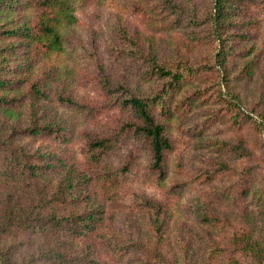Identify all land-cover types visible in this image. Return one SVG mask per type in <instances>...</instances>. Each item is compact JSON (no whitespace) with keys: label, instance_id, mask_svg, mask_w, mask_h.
<instances>
[{"label":"rangeland","instance_id":"rangeland-1","mask_svg":"<svg viewBox=\"0 0 264 264\" xmlns=\"http://www.w3.org/2000/svg\"><path fill=\"white\" fill-rule=\"evenodd\" d=\"M173 1L185 11L178 17L163 0H72L62 49L46 51L22 33L35 5L0 0V162L38 169L34 178H0L1 252L20 264L51 263L72 249L48 230L51 216L94 205L100 233L138 246L108 252L94 236L87 264H141L147 242L146 255L161 250L160 264H258L234 241L247 231L264 243V0H232L219 40L207 24H186L192 12L206 16L210 0ZM220 49L222 66L212 59ZM150 57L193 70L169 81L148 70ZM105 84L160 93L152 114L169 141L161 177L146 137L125 126L132 113ZM106 135L112 145L93 163L86 140ZM109 165L127 170L102 181ZM155 209L164 219L159 240ZM90 240L70 255L77 264H86L79 250Z\"/></svg>","mask_w":264,"mask_h":264},{"label":"trees","instance_id":"trees-1","mask_svg":"<svg viewBox=\"0 0 264 264\" xmlns=\"http://www.w3.org/2000/svg\"><path fill=\"white\" fill-rule=\"evenodd\" d=\"M36 9L35 18L32 21L27 22L23 25V36H25L31 42L40 43L46 51L53 50L59 51L62 49V35L61 28L64 25L70 24L74 21L75 15L73 13L72 0H30ZM167 5L169 11L173 17H178L184 11L183 7L175 3L173 0H163ZM234 4L232 0H210L209 9L206 16L197 17L193 12L188 14L186 24L191 27H197L198 25L207 24L212 34L213 39L219 40V34L217 32L219 27L222 25V18L226 14V9L229 4ZM213 60L222 66L224 62V56L222 49L214 52L212 57ZM148 64V70L156 73L160 78L168 79L169 81H177L183 76V72L192 71L193 67H184L178 63L168 64L160 58H146ZM196 69V68H195ZM194 69V71H195ZM2 80H0L1 83ZM107 92H117L118 103L129 109L132 113L133 121H125V126H134L135 130H139L147 140L148 149L150 152L149 165L153 170L158 171V176L163 175L162 170V159L163 152L169 147L168 137L164 133L163 125L157 121L152 114V106L155 104L156 99L159 98L160 93L153 95H137L128 91L124 86H116L115 88L105 84ZM33 92L41 93L39 88L31 84ZM264 133V130L261 129ZM113 140L109 136H97L87 138L86 150L88 151V157L92 159L93 163L99 162L100 152L105 151L112 145ZM7 160L6 164L3 160L0 162V178L5 180L4 182L14 179V176L20 177V179L34 178V175L38 174V169L33 163H26V161H19L13 159L11 162ZM105 173L101 175V180L106 181L109 176H118L127 170L126 165L111 167L103 166ZM26 176V177H23ZM93 204V203H92ZM96 206H99L98 204ZM149 206V205H148ZM149 208H151L149 206ZM100 210L97 207L91 206L89 209L78 213H70L64 216L52 215L53 220L52 227L48 230L55 231V235L61 245L72 243L71 248L67 251H62L58 255L53 253L52 262L49 264H77V255L70 256L73 252L78 251V244L85 242L89 237L91 240L86 247H82L79 250V254L82 255L80 258L84 263L85 257L93 252L91 246L94 240L92 237L98 236L102 241L96 242V244H105L108 252L117 249L120 253L132 252L131 248L138 246V243L134 240L129 243L125 241L118 242L113 240L110 236H106L104 233H100L103 229L100 218ZM95 213H99L95 217ZM151 216V229L155 240L160 239L163 228V215L158 209L150 212ZM49 232V231H48ZM50 233V235H53ZM95 244V245H96ZM149 244H140L138 248V255L136 259H140L141 264H147L150 260L156 261L157 264L162 263L164 256L161 250L156 249V255H146V251H149ZM234 244L238 251L250 255L254 258L258 264H264V243L257 238H254L249 232H241L239 236H235ZM152 252V251H151ZM65 253L67 256H65ZM77 253V252H76ZM114 256V255H113ZM84 258V259H83ZM87 258V257H86ZM0 264H20L16 256L7 255L0 251Z\"/></svg>","mask_w":264,"mask_h":264}]
</instances>
